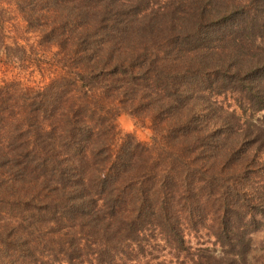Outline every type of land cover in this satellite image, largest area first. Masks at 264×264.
Here are the masks:
<instances>
[{
    "label": "trees",
    "instance_id": "trees-1",
    "mask_svg": "<svg viewBox=\"0 0 264 264\" xmlns=\"http://www.w3.org/2000/svg\"><path fill=\"white\" fill-rule=\"evenodd\" d=\"M10 5L0 50L55 47L57 75L0 83V264H257L264 0ZM123 110L148 142L118 140Z\"/></svg>",
    "mask_w": 264,
    "mask_h": 264
},
{
    "label": "rangeland",
    "instance_id": "rangeland-1",
    "mask_svg": "<svg viewBox=\"0 0 264 264\" xmlns=\"http://www.w3.org/2000/svg\"><path fill=\"white\" fill-rule=\"evenodd\" d=\"M0 19L4 21L6 26L5 31V43L7 45L13 46V38L17 35L14 32V28L11 23L18 24L22 23L19 15L13 10L10 5V0H0ZM20 24V26H21ZM30 37L29 41H35L37 35L34 33H30L28 35ZM34 39V40H33ZM19 43L23 44V41H19ZM27 54H23L19 51H16L13 60H8L4 49L0 50V83L4 80H17L23 85H42L48 80L57 75L56 71H53L51 67L37 66L40 61L49 60L53 56V52L56 51L55 47L46 48L45 51H38L41 57V60L38 61L34 58L33 54L29 53L28 47H26ZM44 58V60H42ZM43 64V63H41ZM228 103L233 104V101H229ZM261 115V113H260ZM116 126L119 131L118 140L125 133H132L138 140L148 142L152 135V131L149 128V119L148 118H136L130 115L127 111H121L116 116L115 119ZM264 243V233L256 232L253 235V249L251 251V257L255 263L258 264L262 259H264V250L262 249V245Z\"/></svg>",
    "mask_w": 264,
    "mask_h": 264
}]
</instances>
